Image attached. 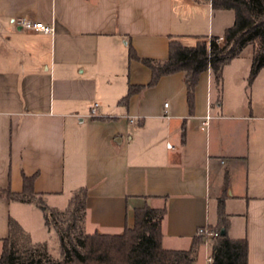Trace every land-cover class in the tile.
<instances>
[{
  "label": "crops",
  "instance_id": "obj_1",
  "mask_svg": "<svg viewBox=\"0 0 264 264\" xmlns=\"http://www.w3.org/2000/svg\"><path fill=\"white\" fill-rule=\"evenodd\" d=\"M234 21L211 0H0V188L20 192L23 174H37L38 197L65 210L86 187L90 233H121L136 208L166 206L163 246L176 250L217 225L222 199L228 235L247 237L248 264H264V68L249 84L253 47L223 67L221 85L211 69L200 75L193 112L184 72L120 103L131 84L152 78L129 59L130 44L140 57L165 60L171 38L194 45L223 37ZM24 211L55 234L37 201L0 195V255L10 217L34 243L49 244ZM210 255L205 240L194 264H210Z\"/></svg>",
  "mask_w": 264,
  "mask_h": 264
},
{
  "label": "trees",
  "instance_id": "obj_2",
  "mask_svg": "<svg viewBox=\"0 0 264 264\" xmlns=\"http://www.w3.org/2000/svg\"><path fill=\"white\" fill-rule=\"evenodd\" d=\"M211 3L214 9H231L235 13V21L225 30L224 40L218 41L219 36L199 37L194 45H185L179 39L171 38L169 56L165 60L140 57L130 44L129 59L147 65L152 78L145 85L131 84L120 103L127 104L133 94L156 85L162 76L184 72L188 102L193 112L200 75L211 69L215 82L221 85L223 67L249 45L253 47V59L248 81L249 84L254 81L264 68V0H211ZM36 176L24 173L22 191L0 188V195L23 203L38 202L44 211L46 225L58 231L61 258L50 253L47 242L34 243L31 234L10 217L0 264H194L196 261L204 236H197L190 249L163 246L166 206L136 208L134 226H126L121 233H90L85 230L88 189L76 190L68 207L61 210L38 197L34 187ZM228 226L229 219L221 199L218 223L209 226L219 232L212 241L211 264H248V238H231ZM223 230L226 231L224 234Z\"/></svg>",
  "mask_w": 264,
  "mask_h": 264
},
{
  "label": "built area",
  "instance_id": "obj_3",
  "mask_svg": "<svg viewBox=\"0 0 264 264\" xmlns=\"http://www.w3.org/2000/svg\"><path fill=\"white\" fill-rule=\"evenodd\" d=\"M19 24L29 30H35V31H41V32H45V33H51L53 31V27L51 25H48L46 23H44L43 21H31L29 19H20L19 20ZM223 37H220L218 39V41H223ZM99 103H95L94 107L91 110V116H97L98 112H97V108H98ZM165 106H168V103L165 104ZM168 118H171V116L166 115ZM210 118V116H207V120L204 122L205 124L208 123V119ZM135 120V118H131V121L133 122ZM198 235L204 236V237H211V238H215L219 235L218 231H214V230H209L206 227H200L198 229ZM212 255H210L208 257V262L211 264L212 262Z\"/></svg>",
  "mask_w": 264,
  "mask_h": 264
},
{
  "label": "rangeland",
  "instance_id": "obj_4",
  "mask_svg": "<svg viewBox=\"0 0 264 264\" xmlns=\"http://www.w3.org/2000/svg\"><path fill=\"white\" fill-rule=\"evenodd\" d=\"M41 211L44 214V211L42 210V208H41ZM24 217L29 218V221L31 222V224H33V226L37 229L36 238L48 239L49 240L48 247H49L50 253L55 258H58V259L61 258L59 234H58V231L55 229V227L50 228L52 231H54L55 234L53 235V237H49L50 235H48L46 233L45 228H41L42 227V223H41L42 220H41L40 216H36V215H32V214L30 215V213L24 211ZM208 229L211 230L210 228H208ZM85 230L87 231L86 226H85ZM205 240H209L212 243L213 238L206 236ZM201 264H203V263H201Z\"/></svg>",
  "mask_w": 264,
  "mask_h": 264
},
{
  "label": "water",
  "instance_id": "obj_5",
  "mask_svg": "<svg viewBox=\"0 0 264 264\" xmlns=\"http://www.w3.org/2000/svg\"><path fill=\"white\" fill-rule=\"evenodd\" d=\"M225 232H226L225 230L222 231L223 234H224Z\"/></svg>",
  "mask_w": 264,
  "mask_h": 264
}]
</instances>
